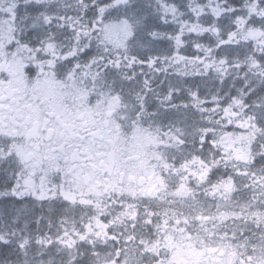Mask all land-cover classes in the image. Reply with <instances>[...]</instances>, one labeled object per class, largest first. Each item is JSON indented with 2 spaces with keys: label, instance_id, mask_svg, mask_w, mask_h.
Returning a JSON list of instances; mask_svg holds the SVG:
<instances>
[{
  "label": "snow or ice",
  "instance_id": "6c2138e0",
  "mask_svg": "<svg viewBox=\"0 0 264 264\" xmlns=\"http://www.w3.org/2000/svg\"><path fill=\"white\" fill-rule=\"evenodd\" d=\"M0 264H264V0H0Z\"/></svg>",
  "mask_w": 264,
  "mask_h": 264
}]
</instances>
